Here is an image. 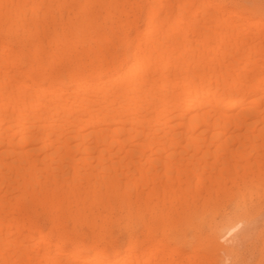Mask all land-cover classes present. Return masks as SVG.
<instances>
[{
    "label": "bare ground",
    "instance_id": "6f19581e",
    "mask_svg": "<svg viewBox=\"0 0 264 264\" xmlns=\"http://www.w3.org/2000/svg\"><path fill=\"white\" fill-rule=\"evenodd\" d=\"M0 264H264V3L0 0Z\"/></svg>",
    "mask_w": 264,
    "mask_h": 264
},
{
    "label": "clouds",
    "instance_id": "9594fccd",
    "mask_svg": "<svg viewBox=\"0 0 264 264\" xmlns=\"http://www.w3.org/2000/svg\"><path fill=\"white\" fill-rule=\"evenodd\" d=\"M172 242H173V243H177V244H182V241L179 240V239L173 240Z\"/></svg>",
    "mask_w": 264,
    "mask_h": 264
},
{
    "label": "rangeland",
    "instance_id": "374dc122",
    "mask_svg": "<svg viewBox=\"0 0 264 264\" xmlns=\"http://www.w3.org/2000/svg\"><path fill=\"white\" fill-rule=\"evenodd\" d=\"M258 1H260L261 3H264V0H258Z\"/></svg>",
    "mask_w": 264,
    "mask_h": 264
}]
</instances>
